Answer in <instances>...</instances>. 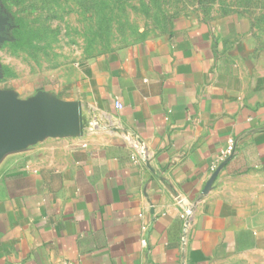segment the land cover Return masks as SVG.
Returning a JSON list of instances; mask_svg holds the SVG:
<instances>
[{"label": "crops", "instance_id": "0c3cea01", "mask_svg": "<svg viewBox=\"0 0 264 264\" xmlns=\"http://www.w3.org/2000/svg\"><path fill=\"white\" fill-rule=\"evenodd\" d=\"M63 88L84 133L6 157L0 264H264V50L243 21L179 19Z\"/></svg>", "mask_w": 264, "mask_h": 264}, {"label": "rangeland", "instance_id": "374dc122", "mask_svg": "<svg viewBox=\"0 0 264 264\" xmlns=\"http://www.w3.org/2000/svg\"><path fill=\"white\" fill-rule=\"evenodd\" d=\"M182 18L239 19L264 50V0H0V91L64 100L59 86L78 64L166 35ZM18 27L26 46L15 44Z\"/></svg>", "mask_w": 264, "mask_h": 264}, {"label": "water", "instance_id": "95a60500", "mask_svg": "<svg viewBox=\"0 0 264 264\" xmlns=\"http://www.w3.org/2000/svg\"><path fill=\"white\" fill-rule=\"evenodd\" d=\"M5 23L6 20H0V31ZM84 127L80 102L64 101L44 90L26 100L15 93L0 91V164L7 156L45 139L80 137ZM231 159L216 170L207 190Z\"/></svg>", "mask_w": 264, "mask_h": 264}, {"label": "built area", "instance_id": "2783aa9c", "mask_svg": "<svg viewBox=\"0 0 264 264\" xmlns=\"http://www.w3.org/2000/svg\"><path fill=\"white\" fill-rule=\"evenodd\" d=\"M117 107L118 108H122L121 105H118ZM236 149H237V142H236V140L233 139V138L229 139V141L227 143V147L221 153L220 162L221 163H224L229 158H233L234 155L236 154ZM190 218H191V213L189 211L185 212V214L183 215V219L185 221V223H184L185 234H187L188 229L190 227Z\"/></svg>", "mask_w": 264, "mask_h": 264}, {"label": "trees", "instance_id": "16d2710c", "mask_svg": "<svg viewBox=\"0 0 264 264\" xmlns=\"http://www.w3.org/2000/svg\"><path fill=\"white\" fill-rule=\"evenodd\" d=\"M12 36L15 39V44L17 46H26L28 45L27 43V39L25 38V35L20 31L19 27L16 28L13 32H12ZM230 163V161L226 164V167L228 166V164Z\"/></svg>", "mask_w": 264, "mask_h": 264}]
</instances>
